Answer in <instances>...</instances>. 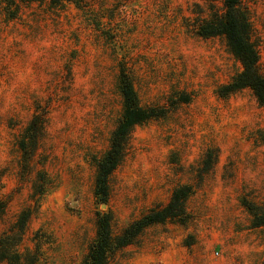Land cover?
Wrapping results in <instances>:
<instances>
[{"label": "rangeland", "instance_id": "1", "mask_svg": "<svg viewBox=\"0 0 264 264\" xmlns=\"http://www.w3.org/2000/svg\"><path fill=\"white\" fill-rule=\"evenodd\" d=\"M78 4H19L13 19L0 4V264H80L97 212L117 235L184 185L186 220L148 226L109 264H264V227L242 206L264 203V107L247 88L220 96L240 63L196 33L221 0ZM241 6L264 76V0ZM121 69L142 106L167 112L132 129L100 205L93 159L120 118Z\"/></svg>", "mask_w": 264, "mask_h": 264}, {"label": "trees", "instance_id": "2", "mask_svg": "<svg viewBox=\"0 0 264 264\" xmlns=\"http://www.w3.org/2000/svg\"><path fill=\"white\" fill-rule=\"evenodd\" d=\"M37 1H48L51 5H59L63 2H74L79 5V0H0V4L3 6L6 18L13 19L19 4ZM242 1L221 0L222 12L218 13L210 9L208 17L197 22L196 33L201 38L222 37L231 54L240 63V72L229 83L220 87L218 91L220 96L225 97L247 88L252 92L257 103L264 107V76L258 71V51L253 41V31L248 15L241 6ZM118 84L122 99L120 118L111 132L106 151L99 158L93 159L95 169L93 193L100 205H106L108 178L124 157L132 129L151 119L162 118L167 112L164 107L142 106L124 69L120 70ZM188 101L189 97L184 96L180 103ZM38 119L37 116L34 117L26 128L27 136L24 137V141L22 140V148L24 144L26 146L30 143L35 144L43 128V123ZM189 194V186L175 188L164 206L149 210L117 235L112 233L110 215L97 212L95 235L80 264H109L119 249L132 244L148 226L167 220L183 223L188 216L185 203ZM242 206L250 216V228L264 227V203L256 205L244 199ZM4 211L5 203L0 201V218ZM24 219L21 221V228L25 223Z\"/></svg>", "mask_w": 264, "mask_h": 264}, {"label": "water", "instance_id": "3", "mask_svg": "<svg viewBox=\"0 0 264 264\" xmlns=\"http://www.w3.org/2000/svg\"><path fill=\"white\" fill-rule=\"evenodd\" d=\"M102 207H104V206H102Z\"/></svg>", "mask_w": 264, "mask_h": 264}]
</instances>
